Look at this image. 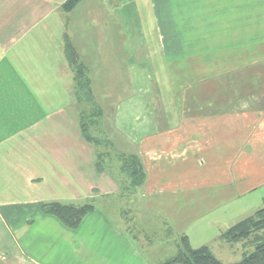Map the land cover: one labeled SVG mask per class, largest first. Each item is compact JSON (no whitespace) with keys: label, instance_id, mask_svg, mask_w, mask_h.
Masks as SVG:
<instances>
[{"label":"crops","instance_id":"crops-1","mask_svg":"<svg viewBox=\"0 0 264 264\" xmlns=\"http://www.w3.org/2000/svg\"><path fill=\"white\" fill-rule=\"evenodd\" d=\"M67 1L0 0V264L168 261L145 260L137 243H150V239L136 236L140 234H135L130 221L149 218L125 209L108 212L105 205L113 199L120 203L121 198L130 201L141 196L147 201L145 207L155 210L150 220L164 213L163 220L172 217L180 228L194 219L192 213L201 210L217 218L220 208L238 199L245 201L229 210L226 230L239 223L233 220L238 214L248 215L245 220L263 210L264 171L262 165L258 169L254 147L233 143L232 133L220 130V125L218 131L206 135L185 131L174 93L193 86L185 82L178 86L173 76L200 72L191 66L175 70L169 61L220 60L215 53L217 43L231 44L237 41H231L232 35L247 37V29L264 28V0H81L65 12ZM137 27L148 30L135 35L131 30ZM260 33L257 30L256 38ZM135 36L143 39L138 43ZM153 41L156 54L147 51V59L160 60L166 77L160 89L154 87L156 81H149L151 92L154 87L162 95L150 97L157 100L158 109L150 100L140 106L132 97L117 107L113 122L128 153L119 147L120 142H106V138L108 150L99 147L101 143H89L81 134V113L75 110L80 100L75 72L65 54L66 42L84 68L91 91L102 92L105 89L99 84L107 70L112 76L121 71L133 76L125 89L137 91L136 78L139 74L148 77V72L146 68L136 71L130 60L137 57V51L143 52L137 44ZM188 44L191 50L186 49ZM201 49L207 55L200 56ZM230 50L228 60L233 59ZM235 54V60L242 58L239 48ZM214 63L207 70V85L230 72L229 67L216 68ZM213 85V95L225 92L221 84ZM138 106L145 109L142 113L150 128L143 136L132 131L141 118L135 114ZM95 107L101 110L95 118L102 120L103 110L98 104ZM91 138L97 141L96 136ZM111 154L124 166L130 156H138L147 178L133 185L127 174V179L121 177L123 168L115 169L108 161ZM234 155H238L237 163L232 161ZM232 164L240 166L236 177ZM151 172L158 173L154 179ZM217 173L218 178L210 181V174ZM205 176L208 181L203 180ZM233 194L236 200H231ZM50 203L102 206H92L79 226L70 230L44 213L43 206ZM179 234L173 241L176 251L178 237L184 235Z\"/></svg>","mask_w":264,"mask_h":264},{"label":"rangeland","instance_id":"rangeland-1","mask_svg":"<svg viewBox=\"0 0 264 264\" xmlns=\"http://www.w3.org/2000/svg\"><path fill=\"white\" fill-rule=\"evenodd\" d=\"M125 4L126 3H123V5ZM121 28L123 27L121 26ZM259 28L260 29H247V37H239L233 35L231 36L232 42L233 40H237L241 41V44L237 41L231 44H228V42H224L223 44L217 43L215 48L216 58L217 56H221V58L220 60H215V63L214 60L206 61L202 58L199 61L187 58L169 62L173 64L175 70L180 69L184 71L186 67L188 68L191 66L194 67V69L196 68V70H199L200 72V74L197 76H188L187 74L173 76V80L177 79L176 82H173L176 85L179 86L181 85V82H185V84L188 83L193 86L187 91H177L174 93L176 95L175 98L177 102L180 104L178 107V111L180 112L181 116H184V122H186L185 131H196L205 133L206 135L207 132L218 131V126L220 125V130H222L221 128H224L228 132L232 133L233 143H238V141H241V145L243 147L247 143L248 145H250V147H254L255 150L253 151V153L255 155V158L259 161L258 169H260V165H262L264 171V28ZM147 30L148 28L138 29L137 27L131 30V32H134L135 35L139 34L140 36L142 32H145ZM257 30L261 32L258 38H256ZM138 37H136V40H138L139 43V41H141L143 38L138 39ZM244 39L246 40L245 43H243ZM256 39H258V41ZM227 40L228 39L226 38V41ZM156 46L157 45L154 41L153 44H137V47L142 48L143 50L141 51L143 52L140 53V51H137V57L133 60H130L131 64H136V68L133 69L138 71L140 70V68H146L145 70L146 72H148V77H141V75L139 74V76L136 78L137 91L130 89V87L129 90L125 89L127 88V86H125V83L129 79L130 75L126 76L124 75V71H121L120 75L112 76L110 74L111 70H107L105 72V75L102 77L103 84H99V87L103 86L105 90H103L102 92H92L94 100L91 103H86L87 98H85V94H83V92L85 93L86 90H83V92H81L80 89H77V92L80 94L81 100L79 104H77V108H75V110L85 115H90L91 113H95L96 111L101 112L99 107H95V104H98L103 110L104 116L102 117V120L98 117L93 118L90 121L89 125L90 136L97 137V143L98 145L99 143H101L99 147H101L102 149L108 150L107 148H104V146H108L107 143L104 142V139L106 138V142H109V140L114 143L117 142L115 144H118L120 142L121 146L119 147H122L124 149L123 152L128 153L129 151L127 148L128 145H123L125 142H123L120 136L117 137L118 134L116 133L118 132V129L113 122L115 114L118 110L117 107L122 102L127 100V97H132L135 102H139L138 104L140 106L143 104V102H149L150 100V103L155 104V107H157L158 102L154 98L151 100L152 95L158 96L159 94L160 98L162 95L160 92L156 93L154 87L155 85L158 87L165 84L166 77L164 69H161L160 60L147 59V51L150 52V55L153 56L154 54H156ZM186 46L187 50L192 49L191 44H188ZM193 47L195 48V45ZM202 48L206 49L207 46L203 45ZM238 48L242 51V58L235 60V53ZM203 49H201L200 56L207 55V53H202L205 52V50ZM209 49H212L211 44L209 45ZM229 50L231 51L233 57V59L231 60L226 59L228 53H230L228 52ZM192 55H195V53H192ZM213 63L215 64L216 68L223 69L225 68V66L227 68L229 67L230 72L228 73V75L216 76L215 81L211 80L210 84L207 85L208 79H210L207 76V70L209 67L213 66ZM75 68L76 67H74L73 69L76 72ZM132 70L129 71V73L132 74ZM149 81H152L153 83L154 81H156L154 87H152V92L149 88ZM113 82H116V85H113ZM213 84H215L216 86L221 84L225 87V92H220V96H217L216 94L213 95V87H210V85L214 86ZM158 88L160 89V87ZM167 92V95H169V91ZM224 101L225 103H223ZM216 105H218V108ZM223 105H225V107H219ZM134 110L136 112L139 111V113L137 112L135 114L136 116L141 118L139 119V121H136L134 125H132L133 127H135V129L132 130L131 127V130L136 136H143L145 132L150 129L148 126L147 117L144 113H142L145 111V109L138 106V108H135ZM154 114V111H152L153 116ZM122 130L126 131V128L120 127V131ZM117 158L118 157L115 156V154H111L108 156V161L114 163L115 169H122L124 167L123 162H120ZM125 158H128V156ZM131 159L132 157L130 156L128 160L131 161ZM236 159H238V155L232 156L233 163H237ZM232 165L236 166L235 164ZM234 168L237 169V171L234 170L231 173L236 177L239 173L238 170L240 166H236ZM115 169L113 170V172L116 175H119V172H116ZM207 173L208 172H205L203 174L207 175ZM123 174L121 173V177H126L125 171H123ZM156 174L158 173L151 172L150 178L154 179V176ZM200 174L202 177V173ZM167 175V173H164V177H167ZM210 175H212L210 176V178H212L210 181H212L214 177L218 178V173L215 175ZM146 178L147 174L145 176V179ZM140 179L141 177L136 179V181H139ZM203 180L208 181L209 178L205 176ZM129 181H131L130 178ZM136 190L140 191V189L138 188H136ZM234 199L236 200L233 194L231 200ZM112 201V204L105 205V208L109 210L108 212L116 211L117 209H125L131 210L133 214L134 212L138 213L140 214V216L144 214L149 218L131 219L130 221L132 229L136 230L135 234H140L136 236L150 239V243L145 242V244H142L141 240L137 243V247L140 251L143 252L145 260L146 258H148L149 260L158 259L157 261L162 262L171 260L172 258L176 257L177 251L175 250L173 241L177 238V232L180 233L179 235L184 234L190 238V247L192 244L194 248L203 247V245L207 247L215 256V258L218 259L222 264H235L239 262L242 259V256L252 251V243L254 242V240H257L258 237H264L263 230H256L255 232L251 233L250 237L246 240L236 241L233 243L224 241L220 236L221 232L226 230V226L227 224H229L226 222L227 216L230 213L229 210L232 208V206L234 208H238L240 202L245 201V198L238 199L236 201H233L231 205L229 204V206L220 208L216 212L217 218H214L213 214L209 215L202 212L201 210L194 212L192 213V216H194L192 218L194 219L186 220L184 224L186 226L181 228L179 227L178 223L176 224L175 219H173L172 217L168 218V220H163L164 218L162 217L165 216L164 213L162 214L161 218H158L157 220H150L149 215H151V213H154L155 210L146 208L145 202L147 201L141 198V196H135L133 199L131 198L130 201H128V199L125 200L121 198L120 203H118L117 199H113ZM101 204L103 203L101 202ZM97 205H99V203H93V205L91 206L97 207ZM260 215L261 216L259 217L260 219H262L264 217V214ZM167 216L170 215L167 214ZM246 217H248V215L238 214L236 217H234L233 220L235 222H240ZM218 236H220V238ZM179 241L180 236L178 237V243Z\"/></svg>","mask_w":264,"mask_h":264},{"label":"trees","instance_id":"trees-1","mask_svg":"<svg viewBox=\"0 0 264 264\" xmlns=\"http://www.w3.org/2000/svg\"><path fill=\"white\" fill-rule=\"evenodd\" d=\"M81 0H68L63 5L65 12H70ZM65 54L72 65L76 67L75 82L77 83V89L83 92L84 97L87 98L86 103L93 101L92 91L89 87V82L84 77V68L79 63L77 55L71 45L66 42ZM79 91V92H80ZM76 97L80 99V94L77 92ZM99 112L91 113L90 115L81 114L80 129L82 136L89 142L95 143L94 139L89 134L90 121L98 115ZM129 162V163H128ZM123 167L126 174L131 179V182L135 186H139L145 179V173L140 165V161L137 157H132L131 161L125 162ZM141 177L139 181H136ZM93 210L91 205L74 206V205H62L58 203H50L43 206L45 214L56 218L64 227L70 230L76 229L81 223L82 219ZM260 214H264V209L256 212L253 216L237 223L224 233L221 237L224 241L236 242L244 241L250 237L251 233L256 230L264 231V217L260 219ZM258 221V222H257ZM253 249L249 253L242 256V259L235 264H264V237H258L252 243ZM164 264H222L211 251L206 247L193 249L190 247L187 237H180V241L177 246V255L171 260L166 261Z\"/></svg>","mask_w":264,"mask_h":264}]
</instances>
